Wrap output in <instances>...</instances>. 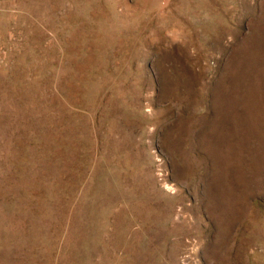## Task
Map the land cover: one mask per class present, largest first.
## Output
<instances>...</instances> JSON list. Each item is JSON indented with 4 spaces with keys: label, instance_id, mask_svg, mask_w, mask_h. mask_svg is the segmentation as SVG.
<instances>
[{
    "label": "rangeland",
    "instance_id": "rangeland-1",
    "mask_svg": "<svg viewBox=\"0 0 264 264\" xmlns=\"http://www.w3.org/2000/svg\"><path fill=\"white\" fill-rule=\"evenodd\" d=\"M0 264H264V0H0Z\"/></svg>",
    "mask_w": 264,
    "mask_h": 264
}]
</instances>
